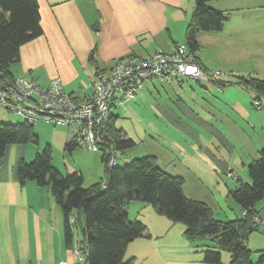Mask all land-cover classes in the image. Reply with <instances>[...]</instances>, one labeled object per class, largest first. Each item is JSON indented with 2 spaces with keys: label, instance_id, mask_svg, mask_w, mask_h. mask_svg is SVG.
Wrapping results in <instances>:
<instances>
[{
  "label": "crops",
  "instance_id": "obj_1",
  "mask_svg": "<svg viewBox=\"0 0 264 264\" xmlns=\"http://www.w3.org/2000/svg\"><path fill=\"white\" fill-rule=\"evenodd\" d=\"M37 1L43 35L21 47V60L11 70L14 75L33 79L42 86L59 78L63 89L81 100L93 96V81L100 74H108L118 60L131 56L146 58L157 51L172 52L179 45H187L186 30L195 10L194 0ZM210 6L227 14L228 19L222 31L198 34L199 48L195 55L202 67L213 71L216 62H220V69L226 71L231 81L237 76L263 78L264 0H213ZM197 83L203 85L204 92L212 91L210 84H215L209 81ZM169 85L146 84L138 95L145 103L131 104L138 111L149 108L148 118L139 116L134 108L129 107L131 112L124 110V115L145 122L144 128L133 131L135 136L132 139L151 140L167 160H161L164 156H160L158 150L148 151L145 155H154L167 173L181 176L185 181V195L207 203L217 220L239 218L242 209L229 196V191L238 186L239 178L243 182H250V179L244 170V158L241 159V153L235 151L233 141L237 138L230 140L221 132L217 122L222 120L240 139L239 133L245 129L235 121L240 119L252 127L261 124L264 131V112L261 115L254 113L244 121L249 109L245 106L247 95L244 92L245 98L241 100L236 99V93L241 89L249 91L250 101L254 93L238 85L215 90L219 95L224 93L227 112L218 110L214 99L207 93L194 88L192 93L175 89L174 85L184 86L183 79ZM160 86L170 98L165 99L158 88ZM171 93L179 95L175 94L178 97L174 100ZM262 104L264 109V101ZM120 112L121 109L113 111L116 126L130 137V126L120 121ZM38 124L51 127L45 122ZM52 128L53 140L48 144L65 150L69 129L63 126ZM132 129H136V125ZM36 131L40 135V131ZM206 134L211 136L208 141ZM223 147L227 151H221ZM25 150L17 151L19 156L13 163L8 160L9 151L0 161V264H76L79 259L74 252V243L79 240L74 231L73 244H67L64 213L51 189L40 187L34 181L21 185L16 177L15 168L19 161L28 160L34 152ZM238 163L245 172L236 169ZM67 167L71 168L69 174L80 172L85 175L77 166ZM95 168V173L101 176L91 186L104 177V164ZM58 170L63 174L60 168ZM94 174L89 173L90 177ZM258 208L260 228L249 236L247 242L254 262H258L264 252V204ZM127 210L129 219L142 221L147 232L129 244L125 260H133L136 264H207L198 246L210 244L209 239L189 240L184 225L157 214L152 206L142 201L130 202ZM222 262L230 264L231 256L222 253Z\"/></svg>",
  "mask_w": 264,
  "mask_h": 264
},
{
  "label": "trees",
  "instance_id": "obj_2",
  "mask_svg": "<svg viewBox=\"0 0 264 264\" xmlns=\"http://www.w3.org/2000/svg\"><path fill=\"white\" fill-rule=\"evenodd\" d=\"M194 1L195 10L186 30V40L191 54L200 64L195 55L199 48L198 34L222 31L228 15L211 7L213 0ZM40 22L37 0H0V80L11 81L16 76L11 67L20 62L21 47L43 35ZM228 78L211 82L220 88L244 87L254 93L252 104L256 109L263 108V78L251 75L237 76L235 81ZM256 101L260 102L259 108ZM114 109L107 128L100 132L107 144L101 148L104 164L101 182L86 188L82 173L62 174L53 164L50 144L37 153L31 163L22 159L15 168L21 185L34 181L40 187L51 189L64 213L67 244H73L74 231L81 229L83 238L79 241L84 244L87 264H136L133 260H125V252L131 242L145 235L147 227L140 220L129 219L127 205L142 201L152 206L157 214L184 225L189 240L209 239L210 244L198 246L205 263L222 264L223 252L230 254V264L264 263V252L258 262H254L247 245L249 236L260 228V220L258 223L255 217H259L258 205L264 201V148L248 164L250 182L239 178L238 186L229 191V196L242 209L241 216L235 220H217L207 203L185 195L184 179L167 173L154 155L134 158L130 164L110 165L112 151L126 153L137 144L116 126ZM35 125L26 120L0 123V161L12 145L39 144ZM76 149L67 142L66 152L72 154ZM71 216L75 217V223H71Z\"/></svg>",
  "mask_w": 264,
  "mask_h": 264
},
{
  "label": "built area",
  "instance_id": "obj_3",
  "mask_svg": "<svg viewBox=\"0 0 264 264\" xmlns=\"http://www.w3.org/2000/svg\"><path fill=\"white\" fill-rule=\"evenodd\" d=\"M227 78L223 71L206 70L187 45H179L172 52L157 51L146 58L131 56L118 60L108 74H100L93 81L94 94L87 100L67 93L59 78L42 86L33 79L15 76L11 81L0 80V104L30 123L66 127L70 143L85 151L100 152L107 145L100 132L107 128L112 109L134 100L147 83L173 85L181 79L220 82ZM255 103L258 108L261 106L259 101ZM117 162L112 151L110 165ZM70 221L75 223V217L71 216ZM255 221L259 223L258 216ZM74 252L79 259L76 264H87L83 243L75 241Z\"/></svg>",
  "mask_w": 264,
  "mask_h": 264
},
{
  "label": "rangeland",
  "instance_id": "obj_4",
  "mask_svg": "<svg viewBox=\"0 0 264 264\" xmlns=\"http://www.w3.org/2000/svg\"><path fill=\"white\" fill-rule=\"evenodd\" d=\"M221 64L222 63H220V62H218V63L216 62V65H215L216 67H214L215 69H211V70L223 71L222 69H220L222 67ZM223 72H226V71H223ZM263 79H264V77H263ZM183 80H184V86L182 88L179 87V85H174L175 86L174 88L175 89L178 88L179 91L186 92V93H189V92L192 93L193 92L192 88H194L195 90L197 89V91L200 93L204 92V91H202L203 85L197 83V81L191 80V79L190 80L183 79ZM147 84H151V83H147ZM210 85H212L210 87L212 91L204 92V93H207V95H209L210 97H212L214 99L215 105L217 106L218 110L227 112V108L225 107L227 102L224 100V97H223L224 93H220V95L215 93V90L219 89V85L216 83L210 84ZM147 86H149V85H147ZM158 88L161 89L160 90L161 94L165 95V99L170 98V96H169L170 94L168 95V94L164 93V91L162 90V88H163L162 86H160ZM224 89H226V88H224ZM199 90H201V91H199ZM234 91H236V90H234ZM244 92H246V95H247V97H246L247 101L245 102V106H246V109L249 108L248 112H245V114L247 116L244 115L245 117H243V118H245L244 121H246V119L248 117H252L254 113H260V115H261L262 112H264V109L263 108L261 110L256 109V107L251 103V102H253V100L250 101V98L248 100V97H250V92L247 90L241 89V92L239 91L238 93H236V99L238 98V99L242 100L243 98H245ZM175 94L179 95L177 93H175ZM175 94L171 93V96L174 100L178 97ZM251 94H252V92H251ZM139 98L140 97L137 96L136 101L132 100L130 104H126V106H124V107L115 108L113 110L114 112H116L117 110L121 109L120 117L122 119L120 121H124L123 123H125V125L130 126L128 135L131 138L133 136H135V133L133 131L136 132L138 130V127L139 128L145 127V122L143 120H141V122L136 121L135 119L131 118V115H129V116L124 115L123 112H124V110L126 112H128V111L131 112L132 110L129 109V107H131L132 109L134 108V106H132L131 104L136 103V106H137L139 104L145 103L144 101L140 100ZM263 101H264V99H263ZM137 102H140V103H137ZM146 103H148V102L146 101ZM149 103H151V101H149ZM148 106H150V105H148ZM134 111L139 116L146 117V118H148V116L151 113V110H149V108H147V107H143V110H141V111H138L136 109ZM230 113H232V112H230ZM22 121H24V119L21 116L13 114L12 112H9L0 104V123H3V122H5V123H18V122H22ZM231 121H233V120H231ZM235 122H239L238 125L244 127V129H245V131L243 133H239V135L241 134V136H242L240 139H238V134L236 135L235 132L231 131L230 127L227 126L225 123H223L222 120H219L217 123H219V125H220L219 128H220L221 132L224 135H226L227 137H229L230 140L237 138L236 141H233V142H235L234 143L235 151H239L241 153V159L244 158V160L246 162V165L244 166V170L247 172L248 164L254 159L253 156L255 155L257 157L258 151L262 147H264V131H262V129H261V124H258L257 127H252L250 125L246 126L247 124H243L242 120H240V119H239V121L237 120ZM41 123H43V122H41ZM135 125H136V129H132ZM50 126L51 127H46L43 124H36V129L40 131L39 144L30 143L27 145H12V146H10L7 150V151H9L8 155H7L9 162L13 163L16 161L17 156H19V152H17V151H26L25 148H27L28 151H32V152L34 151L32 153V155H30L28 160H25L27 163H31L34 160L37 153L42 152L46 148V146L48 145V142L52 143L53 137H52L51 129H53L52 127H54V125L51 124ZM205 136H206L207 141L211 137L208 134H206ZM135 141L137 142L136 146L134 148L130 149L128 152L122 153L121 151H118L116 153L117 158H118V162H117L118 165L130 164L134 158H142L144 156H147L145 154H147L148 151L154 150L153 152H157L156 150H158V148L154 145V143L151 140H148L147 142H145V140H144V142H143L142 140L135 139ZM162 145H160L158 147L161 149ZM51 148H52V153H53V164L58 169L60 168V170L63 172L64 175L68 174V170H71V168H69L67 166L73 165V166H77L78 168H81L83 170V173L85 174L84 175V187L89 188V187H91L92 184H94L96 182V180L100 179L101 175H98L97 173H95V169H96L95 166L99 167V165H100L103 167V164L101 161V157H102L101 151L100 152L85 151L81 148H77L73 152V154L70 155L68 152L64 153V151H65L64 148H61V147L59 148L56 145L55 146L51 145ZM221 151H227L226 147H223L221 149ZM251 152H252V157H251ZM159 154H161L160 156H164V155H162V153L160 151H159ZM161 160L166 162L167 157L164 156V157H162ZM98 161H99V163H98ZM124 161H126V163ZM171 166H173V164H171ZM236 169L242 173V170H243L242 164L238 163ZM89 173L90 174L95 173V174L93 175V177H90ZM245 174L246 173H244V175ZM229 181H230V179H229ZM231 181L233 183H235L234 180L231 179ZM212 191H214L213 188H212ZM228 203H230V201ZM263 204H264V202H261L258 205V207H261V205H263ZM75 237L77 238V240H81L83 238V234L81 232V229L76 230ZM223 253L230 256V254L227 252H223ZM222 264H224V262H222Z\"/></svg>",
  "mask_w": 264,
  "mask_h": 264
}]
</instances>
